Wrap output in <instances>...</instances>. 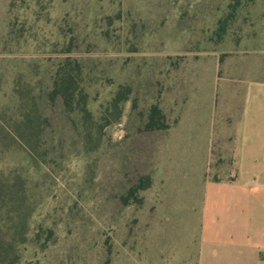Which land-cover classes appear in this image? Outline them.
<instances>
[{
    "label": "rangeland",
    "instance_id": "1",
    "mask_svg": "<svg viewBox=\"0 0 264 264\" xmlns=\"http://www.w3.org/2000/svg\"><path fill=\"white\" fill-rule=\"evenodd\" d=\"M66 70L72 107L50 100ZM248 73L264 81V0H0V173L27 220L14 264H197ZM153 105L165 129L146 128Z\"/></svg>",
    "mask_w": 264,
    "mask_h": 264
},
{
    "label": "crops",
    "instance_id": "2",
    "mask_svg": "<svg viewBox=\"0 0 264 264\" xmlns=\"http://www.w3.org/2000/svg\"><path fill=\"white\" fill-rule=\"evenodd\" d=\"M245 85L235 122L232 178L208 182L197 264H264V81Z\"/></svg>",
    "mask_w": 264,
    "mask_h": 264
},
{
    "label": "trees",
    "instance_id": "3",
    "mask_svg": "<svg viewBox=\"0 0 264 264\" xmlns=\"http://www.w3.org/2000/svg\"><path fill=\"white\" fill-rule=\"evenodd\" d=\"M225 25H221L218 28L217 36L222 37L223 32H225ZM80 87L77 81V76L66 70L57 75L54 81V88L50 93V100H55L60 97L66 107H72L77 99L78 89ZM80 96L78 99V107L80 110L90 116V109L88 108L87 101ZM166 116L164 112L160 109L158 105H153L151 108L149 121L146 125L148 130H162L166 126ZM26 127L29 140L33 134L31 128L33 126V121L30 118L26 119L24 123ZM26 134V135H27ZM2 172L0 173V263L8 262V264L17 263L19 260L18 246L15 242V238L21 235V226H25L27 221L25 218L22 221V217L18 216L16 210L20 203V184L17 180L18 177L14 178V181H5L2 177ZM10 207L7 218L3 216L2 207L4 205ZM10 212V213H9ZM24 222V223H23ZM8 224V226H4ZM10 237L7 240L4 235Z\"/></svg>",
    "mask_w": 264,
    "mask_h": 264
}]
</instances>
